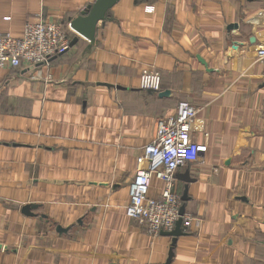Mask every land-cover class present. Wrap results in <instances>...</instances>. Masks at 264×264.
Wrapping results in <instances>:
<instances>
[{
	"label": "crops",
	"instance_id": "crops-1",
	"mask_svg": "<svg viewBox=\"0 0 264 264\" xmlns=\"http://www.w3.org/2000/svg\"><path fill=\"white\" fill-rule=\"evenodd\" d=\"M94 1L0 0V33L49 20L76 38L0 68V264H165L171 236L125 206L156 119L182 100L205 151L175 173L193 220L170 264H264V0H118L90 41L70 21ZM144 69L167 95L139 87ZM162 191L152 177L148 196Z\"/></svg>",
	"mask_w": 264,
	"mask_h": 264
},
{
	"label": "built area",
	"instance_id": "built-area-1",
	"mask_svg": "<svg viewBox=\"0 0 264 264\" xmlns=\"http://www.w3.org/2000/svg\"><path fill=\"white\" fill-rule=\"evenodd\" d=\"M151 11L152 7L146 8V12ZM69 43L70 38L59 22L27 21L20 37L0 33V68L27 69L46 64L52 57L65 53ZM255 57L264 65V43L257 46ZM139 87L161 91L160 73L144 69ZM195 115L194 105L180 101L174 114L156 119L153 139L137 157V163L144 166L136 170L130 182L125 214L153 237L172 231L179 218L183 228L190 227L193 220L189 213L179 214L182 201L176 190L175 173L187 163L197 161L205 151L204 144L192 139L191 123ZM152 177L163 183V191L156 197L148 196Z\"/></svg>",
	"mask_w": 264,
	"mask_h": 264
},
{
	"label": "water",
	"instance_id": "water-1",
	"mask_svg": "<svg viewBox=\"0 0 264 264\" xmlns=\"http://www.w3.org/2000/svg\"><path fill=\"white\" fill-rule=\"evenodd\" d=\"M118 0H95L92 4L87 5L80 13L70 21V27L76 31L79 35L85 37L86 39L92 41L95 36L96 26L98 22H104L108 17V11L117 3ZM76 42V38L72 39L69 43V46H72ZM53 58V57H52ZM51 61V59L49 60ZM159 96H165L168 94L167 91H159ZM185 182H191L193 179H190L187 173H184L181 177ZM186 189L181 196L182 204L179 209L180 216L184 214V202L187 200ZM30 206H25L23 211L26 213V209ZM181 218H179L175 224V227L172 231L163 232V234L171 236L172 244L169 251L168 259L165 264H170L172 258V247L175 245L176 239L182 235L181 232ZM58 231L63 230L60 227H57Z\"/></svg>",
	"mask_w": 264,
	"mask_h": 264
},
{
	"label": "trees",
	"instance_id": "trees-1",
	"mask_svg": "<svg viewBox=\"0 0 264 264\" xmlns=\"http://www.w3.org/2000/svg\"><path fill=\"white\" fill-rule=\"evenodd\" d=\"M62 25V24H61ZM63 27H64V25H62ZM64 29L66 30V34L68 35V37L70 38V34H69V32H68V30L64 27ZM70 41H71V39H70Z\"/></svg>",
	"mask_w": 264,
	"mask_h": 264
}]
</instances>
